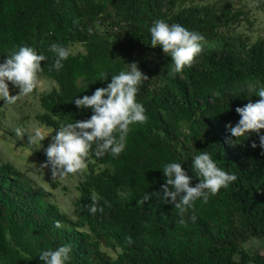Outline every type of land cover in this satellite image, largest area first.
Returning a JSON list of instances; mask_svg holds the SVG:
<instances>
[{"label": "trees", "instance_id": "1", "mask_svg": "<svg viewBox=\"0 0 264 264\" xmlns=\"http://www.w3.org/2000/svg\"><path fill=\"white\" fill-rule=\"evenodd\" d=\"M242 14L230 2L203 0H0V62L17 45L48 58L40 74L55 86L40 94L35 119L52 131L90 118L91 109L78 110L74 99L106 86L128 64L148 78L137 94L147 122L131 126L118 158L90 157L71 215L48 190L0 162V264H43L40 252L62 245L71 247L69 264H264V253L249 248L253 240L264 243V148L255 133L233 144L225 128L238 121L236 107L259 99L250 92L264 87V39L229 30ZM157 19L204 36L191 67L170 74L171 58L149 45ZM54 42L72 52L82 47L59 72L49 70ZM101 72L109 74L104 82L96 81ZM199 152L211 153L237 180L206 204L196 201L184 224L155 196L139 203L145 191H161L164 164L181 162L194 175ZM93 196L102 212L87 210Z\"/></svg>", "mask_w": 264, "mask_h": 264}, {"label": "clouds", "instance_id": "2", "mask_svg": "<svg viewBox=\"0 0 264 264\" xmlns=\"http://www.w3.org/2000/svg\"><path fill=\"white\" fill-rule=\"evenodd\" d=\"M150 33V46H159L162 52L171 58V73L182 72L191 67L193 59L201 52V42L204 36L196 31L188 30L180 24H169L163 19L153 21L148 29ZM54 54L51 70L59 72L64 67L73 52L70 48L59 43H52L48 49ZM48 58L38 54L33 47L17 45L6 54L0 62V100L6 104H15L20 95H29L37 88L39 74L42 72L41 61ZM130 68L112 74L106 86L96 88L91 95L77 97L73 101L78 110L91 109V116L85 120H74L64 124L51 135V142L44 149L47 160L45 166H50L52 176H66L82 172L91 156L101 158L110 155L118 158L126 148L127 136L131 126L144 124L148 117L143 104L137 101V94L147 76L138 68L137 63L128 64ZM109 74L101 72L96 79L104 82ZM9 83L13 88L19 89L18 94L10 95ZM88 88L86 86L85 90ZM258 100L249 99L248 103L235 108L239 115L238 121L233 125L225 124L230 133L233 144L246 140L250 134L259 137L260 147L264 148V87L254 89L251 96ZM17 135H23L26 130L16 129ZM49 133L33 130L31 140L41 142ZM252 147H256L253 142ZM191 176L181 166V162H169L163 165L162 170L165 182L159 192H144L139 203L143 204L153 196L157 202L171 204L181 217L179 223L184 224L183 216L194 211L196 201L207 203L211 197L216 196L220 190L227 189L237 180L234 173H229L219 167L209 152H199L192 158ZM198 178L193 186L191 181ZM92 203L87 206L91 213L103 211L98 207L100 197L93 196ZM104 204L110 207L108 201ZM197 217L191 216L195 222ZM56 227H60L57 223ZM71 247L62 245L56 249H46L40 252L39 260L43 264H69Z\"/></svg>", "mask_w": 264, "mask_h": 264}, {"label": "rangeland", "instance_id": "3", "mask_svg": "<svg viewBox=\"0 0 264 264\" xmlns=\"http://www.w3.org/2000/svg\"><path fill=\"white\" fill-rule=\"evenodd\" d=\"M203 1L214 2L218 6L230 2L234 10L243 11V14L242 20L229 30L235 34L248 36L251 42L264 39V0ZM80 50H82L80 45L73 48L74 53ZM54 86L53 81L39 74V82L33 93L27 96L20 95L17 102L11 105L0 100V162L11 163L37 186L48 190L51 201L56 203L62 211L71 215L73 200L78 196L76 186L82 179L83 171L66 176H52L50 166H45L47 157L44 149L51 142V135H54L55 131L38 123L35 119V115L42 111L39 103L40 94ZM18 92L17 88H10V95H16ZM17 128L25 129L26 133L17 135ZM33 130H40L50 135L42 142L31 140ZM47 178L55 182L56 187L51 186L46 181ZM249 248L259 254L264 253V243L259 240L250 242Z\"/></svg>", "mask_w": 264, "mask_h": 264}]
</instances>
